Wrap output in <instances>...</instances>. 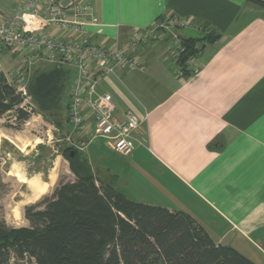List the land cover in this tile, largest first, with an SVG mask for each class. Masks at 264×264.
I'll return each instance as SVG.
<instances>
[{"label":"crops","instance_id":"obj_1","mask_svg":"<svg viewBox=\"0 0 264 264\" xmlns=\"http://www.w3.org/2000/svg\"><path fill=\"white\" fill-rule=\"evenodd\" d=\"M16 1L0 0V12L12 9ZM89 1L102 23L91 30L121 45L134 31L147 30L165 18L191 21L192 25L175 29L183 39L203 38L206 26L220 35L214 42H198L201 67L196 75H176L167 38L131 51L141 64L108 73L99 80L97 91L112 97L119 115L132 108L145 119L139 133L143 144L135 143L133 154L124 158L129 163L151 159L168 177L170 203L133 200L186 211L217 244L232 246L254 263L264 264V4ZM18 64L16 54L0 51V70L8 81ZM64 69L70 73V87L73 71ZM99 141L105 143L96 140L86 153L94 170L93 161L100 164ZM95 172L115 187L127 178L112 168Z\"/></svg>","mask_w":264,"mask_h":264},{"label":"trees","instance_id":"obj_2","mask_svg":"<svg viewBox=\"0 0 264 264\" xmlns=\"http://www.w3.org/2000/svg\"><path fill=\"white\" fill-rule=\"evenodd\" d=\"M206 27L203 38L184 39L183 61L197 52L196 43L219 39ZM34 74L29 91L44 113H68L63 101L69 71L45 67ZM22 103L0 70V117L15 111L20 122L28 120L31 113ZM65 155L77 181L57 189L44 208L27 206L29 226L0 221V264H256L234 247L217 244L186 211L130 199L95 172L87 154L67 146Z\"/></svg>","mask_w":264,"mask_h":264},{"label":"built area","instance_id":"obj_3","mask_svg":"<svg viewBox=\"0 0 264 264\" xmlns=\"http://www.w3.org/2000/svg\"><path fill=\"white\" fill-rule=\"evenodd\" d=\"M101 25L89 0H18L12 9L0 12V51L18 57L9 82L23 98L21 106L30 113L33 98L29 87L37 67L46 63L70 68L68 146L85 151L96 140H103L110 150L127 157L133 154L135 143L143 144L139 133L145 119L132 108L119 115L115 101L109 94L98 92L97 84L110 72L136 69L141 63L131 51L140 47L133 39L121 45L91 30ZM184 25L192 23L165 18L148 30L154 42L171 40L169 55L176 75L186 78L199 72L197 57L201 51L196 43L197 52L182 60L187 47L175 29Z\"/></svg>","mask_w":264,"mask_h":264},{"label":"rangeland","instance_id":"obj_4","mask_svg":"<svg viewBox=\"0 0 264 264\" xmlns=\"http://www.w3.org/2000/svg\"><path fill=\"white\" fill-rule=\"evenodd\" d=\"M256 2L264 4V0ZM255 7L260 9L257 5ZM152 35L150 29L136 30L130 40L136 41L135 44L139 43L140 48L146 47L154 43L155 38ZM46 67L53 68L48 64ZM35 77L33 74V80ZM69 88L68 85L64 94V105ZM30 106L32 107L31 117L28 120L20 122L15 111H8L0 117V221L10 227L29 226L30 223L24 214L27 206L39 204V208L42 209L47 199L54 197L57 189L66 183L77 181L65 155L68 146L65 139L70 133V127L65 122L66 109L57 111L55 116L49 112L44 113L33 99ZM57 121L62 124V128ZM99 142L101 145L100 157H98L100 166L93 161L95 170L112 168L114 173H124L127 176L126 180L124 182L120 180L116 188L119 187V190L125 192L129 198L170 203L166 185L168 177L163 175L162 167L153 165L151 159L129 163V159L115 156L105 143ZM88 150L81 152L86 154ZM101 166L104 168H100ZM14 168L22 175L34 179L38 184L48 182L45 193L36 195V191L32 190L27 183H21L15 175H11L10 171ZM157 177L161 179L160 183L155 181Z\"/></svg>","mask_w":264,"mask_h":264},{"label":"bare ground","instance_id":"obj_5","mask_svg":"<svg viewBox=\"0 0 264 264\" xmlns=\"http://www.w3.org/2000/svg\"><path fill=\"white\" fill-rule=\"evenodd\" d=\"M38 143V142H37ZM28 146H29V144H28ZM24 152V151H23ZM10 174L11 175H15L16 177H17V179L22 183H27L28 185H29V187L32 189V190H35L36 191V195H41V194H43V193H45V191H46V189L48 188V182H44V183H42V184H38V183H36V181H34V179H32V178H28V177H26V176H24V175H22L21 174V172L20 171H17V169L16 168H14V169H11V171H10ZM28 176V175H27ZM38 177V176H37ZM36 177V178H37ZM52 179V178H51ZM37 180V179H36ZM40 181V180H39ZM42 181V180H41ZM38 182V181H37ZM41 183V182H40ZM50 183V182H49ZM26 184V186H28ZM35 196V195H34ZM43 196V195H42ZM39 199V198H38Z\"/></svg>","mask_w":264,"mask_h":264},{"label":"water","instance_id":"obj_6","mask_svg":"<svg viewBox=\"0 0 264 264\" xmlns=\"http://www.w3.org/2000/svg\"><path fill=\"white\" fill-rule=\"evenodd\" d=\"M72 155L74 154V152L71 153Z\"/></svg>","mask_w":264,"mask_h":264}]
</instances>
